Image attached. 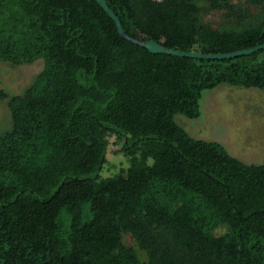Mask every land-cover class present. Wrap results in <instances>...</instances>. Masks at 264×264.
Instances as JSON below:
<instances>
[{
    "label": "trees",
    "instance_id": "16d2710c",
    "mask_svg": "<svg viewBox=\"0 0 264 264\" xmlns=\"http://www.w3.org/2000/svg\"><path fill=\"white\" fill-rule=\"evenodd\" d=\"M105 1L129 35L170 48L264 42V0H245L255 13L239 0ZM261 49L150 52L96 0H0V64L31 72L17 92L0 84V264H264V161L176 120L199 117L222 82L264 91ZM111 135L127 165L102 175Z\"/></svg>",
    "mask_w": 264,
    "mask_h": 264
},
{
    "label": "rangeland",
    "instance_id": "374dc122",
    "mask_svg": "<svg viewBox=\"0 0 264 264\" xmlns=\"http://www.w3.org/2000/svg\"><path fill=\"white\" fill-rule=\"evenodd\" d=\"M239 1L243 5L245 3L244 7L252 13L260 9L259 5L247 3L245 0ZM220 12L209 10L203 14V20L211 21L212 25L216 26V23L223 20ZM255 57L264 59V47L256 53ZM247 59L249 57H241L233 59L231 63L238 65ZM227 71L231 78L238 74L236 68L230 67ZM30 74V70L25 67L11 68L0 64V84L10 93L17 92L28 81ZM200 102L202 111L199 117L189 118L181 114L176 115V120L189 133L206 140L219 141L233 155L245 161L254 163L264 161V91L256 87L222 82L212 89L204 90ZM3 111L1 107L0 118ZM117 147V139L111 135L105 154L107 161L100 170L102 175L112 174L118 170L120 165H127L124 155L114 151ZM123 240L127 244H134L129 233L124 234Z\"/></svg>",
    "mask_w": 264,
    "mask_h": 264
},
{
    "label": "water",
    "instance_id": "95a60500",
    "mask_svg": "<svg viewBox=\"0 0 264 264\" xmlns=\"http://www.w3.org/2000/svg\"><path fill=\"white\" fill-rule=\"evenodd\" d=\"M96 1L105 9L108 15L114 20L117 30L122 37L128 39L131 42L146 47L150 52H164V53H172L177 55L191 56L198 58H230L238 55L249 54L253 51H256L264 47V42H261L247 48H240L228 52H201L196 50H178V49L170 48L152 38L141 40L139 38L129 35L122 26V23L120 22L119 18L108 6L107 2L105 0H96Z\"/></svg>",
    "mask_w": 264,
    "mask_h": 264
}]
</instances>
